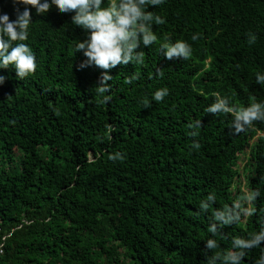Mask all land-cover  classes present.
Segmentation results:
<instances>
[{
    "label": "trees",
    "instance_id": "1",
    "mask_svg": "<svg viewBox=\"0 0 264 264\" xmlns=\"http://www.w3.org/2000/svg\"><path fill=\"white\" fill-rule=\"evenodd\" d=\"M147 10L166 23H153L156 41L138 47L144 65L108 70H78L85 57L74 44L86 32L72 12L31 10L35 71L0 69V264H206L212 209L197 215L201 198L215 191L212 208L222 207L260 188L255 207L264 208V121L233 133L231 114L205 111L214 91L236 107L264 100L255 82L264 0H164ZM0 12L15 18L11 0ZM165 38L186 40L191 55L166 59ZM101 71L113 77L109 93L95 90ZM133 72L139 78L127 83ZM159 87L168 95L152 100ZM117 152L122 159H109ZM258 226L256 214L226 226L220 247ZM258 255L247 250L244 264Z\"/></svg>",
    "mask_w": 264,
    "mask_h": 264
},
{
    "label": "clouds",
    "instance_id": "2",
    "mask_svg": "<svg viewBox=\"0 0 264 264\" xmlns=\"http://www.w3.org/2000/svg\"><path fill=\"white\" fill-rule=\"evenodd\" d=\"M164 0H11L15 18L10 19L7 12H0V69L9 66L14 68L16 76L23 78L33 73L37 67L36 53L30 44L25 41L29 38L32 16L30 12L35 10L36 14H46L48 9L55 5L59 11L72 12L71 22L80 26L86 32V38L77 40L74 44L75 52L82 51L83 59L77 68L84 69L96 66L102 70L112 69L131 62L133 65H144L145 52L137 50L142 44L151 45L157 36L152 25L164 24L166 20L162 16L154 15L148 11L150 6L161 5ZM30 6V7H29ZM197 34H192L191 40L197 39ZM255 34L248 35L249 43L254 42ZM166 59H187L192 53V45L184 39L172 41L165 38L159 46ZM157 77L164 73L157 69ZM139 78V72H133L126 77L127 83ZM113 77L108 71H101L95 85L97 93H109L111 84L107 83ZM6 80L5 75L0 74V85ZM255 82L264 85V72L255 73ZM167 87H159L151 94V99L162 101L168 95ZM215 97L205 111L212 114H231L230 130L238 133L251 126L253 122L264 121V100H256L236 107L229 103L227 96H221L219 92H213ZM110 95H103V101L108 102ZM145 107L149 101H142ZM201 126L199 119L189 124L192 129L190 135L198 136ZM192 147L199 148L198 142L194 141ZM117 152L109 154V159H122ZM261 196L260 188H251L243 193L242 197L234 200L231 204L212 208L216 202L215 191H209L198 203L197 215L207 213L211 208V216L207 225V238L203 240L206 250H212L207 256L206 264H244L247 250L259 249L258 257L253 259V264H264V208L257 209L255 203ZM247 205V206H244ZM258 216L259 226L247 235H233L227 248L220 247V240L226 239L222 229L226 226L239 224L242 219ZM220 237L218 240L217 237Z\"/></svg>",
    "mask_w": 264,
    "mask_h": 264
}]
</instances>
